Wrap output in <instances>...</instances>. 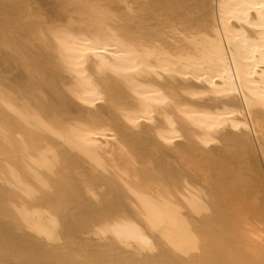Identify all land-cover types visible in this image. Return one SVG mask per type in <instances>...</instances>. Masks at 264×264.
<instances>
[{"label": "bare ground", "instance_id": "6f19581e", "mask_svg": "<svg viewBox=\"0 0 264 264\" xmlns=\"http://www.w3.org/2000/svg\"><path fill=\"white\" fill-rule=\"evenodd\" d=\"M0 264H264V0H0Z\"/></svg>", "mask_w": 264, "mask_h": 264}]
</instances>
